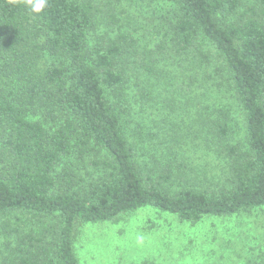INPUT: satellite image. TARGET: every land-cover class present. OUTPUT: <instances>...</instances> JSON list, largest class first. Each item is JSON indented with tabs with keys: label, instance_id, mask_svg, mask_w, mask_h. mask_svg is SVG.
Returning <instances> with one entry per match:
<instances>
[{
	"label": "trees",
	"instance_id": "obj_1",
	"mask_svg": "<svg viewBox=\"0 0 264 264\" xmlns=\"http://www.w3.org/2000/svg\"><path fill=\"white\" fill-rule=\"evenodd\" d=\"M162 1L152 13L158 53L144 47L143 55L127 18L93 37L101 0H46L40 12L27 0H0V217H39L5 264H78V223L148 205L189 221L264 207V0ZM209 47L220 65L209 63ZM189 52L198 67L167 69ZM158 83L188 86L194 107L215 92L232 100L243 138L227 142L229 110L220 121L204 103L180 121L181 139L161 135L150 149L133 104L140 95L149 121ZM190 133L214 148L218 165L195 164L185 152L196 146Z\"/></svg>",
	"mask_w": 264,
	"mask_h": 264
},
{
	"label": "rangeland",
	"instance_id": "obj_2",
	"mask_svg": "<svg viewBox=\"0 0 264 264\" xmlns=\"http://www.w3.org/2000/svg\"><path fill=\"white\" fill-rule=\"evenodd\" d=\"M163 3L162 0H101L97 4V14L101 19L92 33L93 37L102 32L106 25L116 26L119 19L126 21L127 18L136 26L132 35L138 39L139 52L145 55V48L150 50L152 47L157 52L156 43L161 36L155 32L154 25L158 23L159 15L155 20L152 13L156 8L161 11ZM110 11L115 13L116 18L110 19L107 14ZM208 50L212 51L209 63L220 65L222 58L217 51L212 47ZM193 54H183L178 61L172 58L166 60L167 69L181 71L185 68L189 71L198 67L200 60ZM206 60L204 58L203 63ZM156 82L152 80L151 84ZM154 90L158 96L151 99L153 105L148 107L154 112L153 115L149 112V121L142 114V105L147 103L140 95L136 96L138 103L133 104L135 118L143 124L140 137H146L141 138L148 142L150 149L161 144L158 138L164 140L168 133L177 134L181 139L184 127L179 126L185 123L180 121L185 119L188 123L190 116H196L190 113L200 110L204 103L210 105L206 112H211V117H218L220 121L221 108L225 106L229 110L230 113L223 120L229 125L227 142L234 143L237 138H243L242 111L232 100L222 98L219 92L211 93L207 100H203L204 103L197 102L194 107L193 103H186L189 98L185 94L188 86H160L158 83ZM225 93L226 90H223L222 94ZM226 96L229 97V93ZM157 123L161 126L157 127ZM191 134L196 146H185V152L192 155L195 164L209 169L218 165L221 158L214 148L213 152L207 151L200 136ZM201 134L204 135L205 131ZM219 138H216V142ZM86 170L91 171L89 168ZM96 173H92L90 178L95 177ZM38 224L39 217L27 211H12L0 217V264L10 260L18 235L31 229L37 231ZM75 248L78 264H264V207H254L232 215L209 214L200 220L189 221L181 219L178 214L148 205L120 214L115 220L78 223Z\"/></svg>",
	"mask_w": 264,
	"mask_h": 264
},
{
	"label": "clouds",
	"instance_id": "obj_3",
	"mask_svg": "<svg viewBox=\"0 0 264 264\" xmlns=\"http://www.w3.org/2000/svg\"><path fill=\"white\" fill-rule=\"evenodd\" d=\"M28 6L33 12H40L46 5V0H27Z\"/></svg>",
	"mask_w": 264,
	"mask_h": 264
}]
</instances>
